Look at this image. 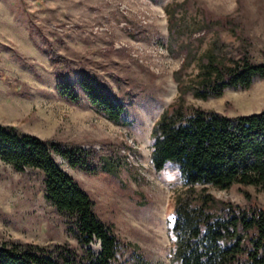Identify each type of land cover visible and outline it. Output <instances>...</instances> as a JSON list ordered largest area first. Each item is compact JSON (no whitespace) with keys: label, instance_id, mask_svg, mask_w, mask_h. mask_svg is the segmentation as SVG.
Instances as JSON below:
<instances>
[{"label":"rangeland","instance_id":"rangeland-1","mask_svg":"<svg viewBox=\"0 0 264 264\" xmlns=\"http://www.w3.org/2000/svg\"><path fill=\"white\" fill-rule=\"evenodd\" d=\"M171 1L0 0V123L84 148L124 145L128 164L117 178L73 169L61 157L58 161L90 193L98 215L157 264H171L176 197L187 189L174 164L158 171L151 157V129L178 95L173 75L182 57L167 49L166 7ZM178 1L188 2L185 9L192 22L200 18L201 7L217 17L238 15L255 60L264 61V0ZM200 34L204 32L196 36ZM213 37L216 32L206 35L202 48ZM220 38L239 43L227 31ZM51 48L122 99L128 124H115L86 103L78 106L62 99L49 59ZM196 65L186 78L194 77ZM79 73L68 74L71 82H78ZM186 100L231 117L259 112L264 109V79H256L249 89H228L207 100L188 93ZM243 190L264 204V186H209L216 197L238 204H245ZM17 239L78 247L46 201L43 174L27 179L0 159V243ZM88 247L100 251L97 241Z\"/></svg>","mask_w":264,"mask_h":264},{"label":"trees","instance_id":"trees-1","mask_svg":"<svg viewBox=\"0 0 264 264\" xmlns=\"http://www.w3.org/2000/svg\"><path fill=\"white\" fill-rule=\"evenodd\" d=\"M187 3L172 0L166 7L167 49L182 57L173 75L178 95L150 134L156 170L174 164L187 188L176 197L171 264H264V204L244 190L245 204L220 199L209 191V186L220 190L235 184L264 186V109L231 117L186 100L188 93L207 100L221 97L228 89H249L256 79H264V61L255 60L238 15L217 17L201 7L200 18L192 22ZM223 31L239 43L221 40ZM212 32L217 37L202 48L205 36ZM49 59L62 99L78 106L86 103L111 122L128 124L126 103L100 79L80 71L74 60L54 48ZM195 62L197 73L186 78ZM73 70L80 72L77 83L68 77ZM124 147L84 148L0 123V159L27 179L43 174L48 205L78 243L76 248L69 243L3 241L0 264H157L98 215L90 193L58 161L61 157L73 169L117 178L128 164ZM94 241L101 246L99 252L88 247Z\"/></svg>","mask_w":264,"mask_h":264}]
</instances>
